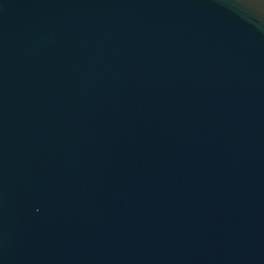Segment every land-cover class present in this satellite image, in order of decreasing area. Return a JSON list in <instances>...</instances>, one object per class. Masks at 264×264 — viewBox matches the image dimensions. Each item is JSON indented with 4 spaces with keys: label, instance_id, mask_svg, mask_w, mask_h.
I'll return each mask as SVG.
<instances>
[{
    "label": "water",
    "instance_id": "water-1",
    "mask_svg": "<svg viewBox=\"0 0 264 264\" xmlns=\"http://www.w3.org/2000/svg\"><path fill=\"white\" fill-rule=\"evenodd\" d=\"M0 264H264V0H0Z\"/></svg>",
    "mask_w": 264,
    "mask_h": 264
}]
</instances>
